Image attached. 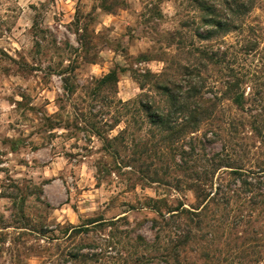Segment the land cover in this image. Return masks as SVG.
<instances>
[{
  "label": "rangeland",
  "instance_id": "374dc122",
  "mask_svg": "<svg viewBox=\"0 0 264 264\" xmlns=\"http://www.w3.org/2000/svg\"><path fill=\"white\" fill-rule=\"evenodd\" d=\"M258 167L264 0H0V264H264Z\"/></svg>",
  "mask_w": 264,
  "mask_h": 264
},
{
  "label": "trees",
  "instance_id": "16d2710c",
  "mask_svg": "<svg viewBox=\"0 0 264 264\" xmlns=\"http://www.w3.org/2000/svg\"><path fill=\"white\" fill-rule=\"evenodd\" d=\"M118 71V70H117ZM102 80H112V81H117V72L116 70H111ZM189 91H192V87H189L187 89V92H181V94H186ZM196 95V92H195ZM181 95L177 94L176 95V102L179 103V101H177V98H179ZM234 103L240 105L242 103L241 97L236 96L234 98ZM199 111H201V106L200 105H194L193 107L190 108L189 112L192 114H196ZM184 112V111H181ZM257 116L260 113H256ZM194 118H196V116H194ZM238 170H241V167H234L232 168V171L234 174H237L235 172H239ZM246 172V174H239V179L237 181V183H234V187H230L229 188V184H226V178L224 177V175H228V173H224L223 176L219 179L218 183H216L215 185H213V192L206 193L204 188H202V185L204 183H202L201 185H196L194 192H195V196L196 197H200L201 195H203V197H205L203 199V201L206 200V202L203 204L202 208H208V202L211 201V203L213 201H216L217 199H219L220 197H222V195H224L227 190H231L233 191L235 188V184L236 186H243L245 187V189H241L244 190L243 192H251L253 190H258V191H262L264 193V168L262 167H258L256 171H248V170H244ZM249 178H247V177ZM256 196L262 197L261 199H259L258 201H256L257 203H259L260 205H262V208H264V194L257 193ZM182 206H180L179 208H181ZM177 209H169L167 210V212H173ZM182 213H185V211L183 209H181V211H179ZM187 214L192 215L193 217H198L200 215V213H193L190 211H186ZM159 217H162L161 214H159ZM162 221L164 222L163 217L161 218ZM155 224H159L157 223L158 221H153ZM197 223V222H196ZM187 233V232H186ZM189 236L188 234H183L182 238H175L174 243L169 244L162 252L161 256L162 259L165 263H168V261L172 260L173 262H176V264H179V259L180 256L185 252L184 246H186V241L188 240Z\"/></svg>",
  "mask_w": 264,
  "mask_h": 264
}]
</instances>
